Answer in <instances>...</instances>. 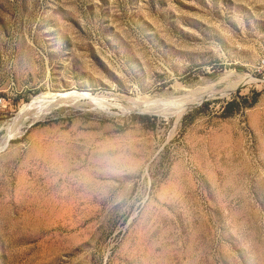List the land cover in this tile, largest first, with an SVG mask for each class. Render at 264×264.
<instances>
[{
	"label": "rangeland",
	"instance_id": "rangeland-1",
	"mask_svg": "<svg viewBox=\"0 0 264 264\" xmlns=\"http://www.w3.org/2000/svg\"><path fill=\"white\" fill-rule=\"evenodd\" d=\"M262 58L264 0H0V264H264Z\"/></svg>",
	"mask_w": 264,
	"mask_h": 264
},
{
	"label": "bare ground",
	"instance_id": "bare-ground-1",
	"mask_svg": "<svg viewBox=\"0 0 264 264\" xmlns=\"http://www.w3.org/2000/svg\"><path fill=\"white\" fill-rule=\"evenodd\" d=\"M66 97H70L69 95H66ZM52 99H53V101H57V100H63V99H65L64 98V96H62V95H60V96H56V95H54L53 97H52ZM26 108H27V112H23L24 114L23 115H21L20 117H18L17 119H15L14 121H13V123H12V125L8 128V133H9V137L12 135L11 134V131L13 130V128L15 127V126H17V123L18 122H20V119L21 118H23L26 114H29L28 112L29 111H32V109L31 108H28L27 106H26ZM46 108H48V107H46ZM145 108V107H144ZM184 108V107H183ZM183 108H181L182 110H183ZM147 109H149L148 107H147ZM180 109V110H181ZM34 110V112H35V109H33ZM38 111H41L42 109H37ZM144 110V109H143ZM23 111V110H22ZM184 111V110H183ZM183 111H181V112H183ZM33 112V113H34ZM33 113H31V114H33ZM18 116V115H17ZM28 115H26V117H27ZM29 116H32V115H29ZM24 120V119H23Z\"/></svg>",
	"mask_w": 264,
	"mask_h": 264
},
{
	"label": "built area",
	"instance_id": "built-area-1",
	"mask_svg": "<svg viewBox=\"0 0 264 264\" xmlns=\"http://www.w3.org/2000/svg\"><path fill=\"white\" fill-rule=\"evenodd\" d=\"M261 63L264 64V58H262Z\"/></svg>",
	"mask_w": 264,
	"mask_h": 264
},
{
	"label": "water",
	"instance_id": "water-1",
	"mask_svg": "<svg viewBox=\"0 0 264 264\" xmlns=\"http://www.w3.org/2000/svg\"><path fill=\"white\" fill-rule=\"evenodd\" d=\"M59 93H61V94H62V93H64V92H59Z\"/></svg>",
	"mask_w": 264,
	"mask_h": 264
}]
</instances>
